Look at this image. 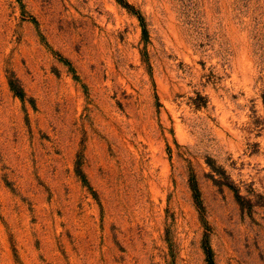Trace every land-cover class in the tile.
<instances>
[{"label": "rangeland", "instance_id": "374dc122", "mask_svg": "<svg viewBox=\"0 0 264 264\" xmlns=\"http://www.w3.org/2000/svg\"><path fill=\"white\" fill-rule=\"evenodd\" d=\"M0 264H264V0H0Z\"/></svg>", "mask_w": 264, "mask_h": 264}, {"label": "trees", "instance_id": "16d2710c", "mask_svg": "<svg viewBox=\"0 0 264 264\" xmlns=\"http://www.w3.org/2000/svg\"><path fill=\"white\" fill-rule=\"evenodd\" d=\"M143 32L146 33V29L144 27H143ZM206 253H207V260L209 262H212L211 249L210 248H207L206 249Z\"/></svg>", "mask_w": 264, "mask_h": 264}]
</instances>
